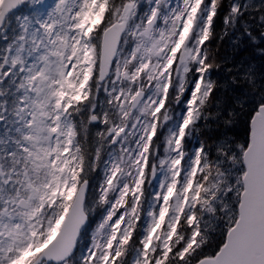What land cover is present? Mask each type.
Returning <instances> with one entry per match:
<instances>
[{
    "label": "snow or ice",
    "instance_id": "1",
    "mask_svg": "<svg viewBox=\"0 0 264 264\" xmlns=\"http://www.w3.org/2000/svg\"><path fill=\"white\" fill-rule=\"evenodd\" d=\"M0 264H264V0H0Z\"/></svg>",
    "mask_w": 264,
    "mask_h": 264
}]
</instances>
